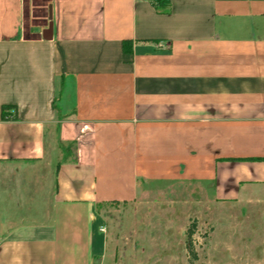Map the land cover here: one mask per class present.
<instances>
[{
    "label": "crops",
    "instance_id": "0c3cea01",
    "mask_svg": "<svg viewBox=\"0 0 264 264\" xmlns=\"http://www.w3.org/2000/svg\"><path fill=\"white\" fill-rule=\"evenodd\" d=\"M35 8L0 0V264L102 263L148 181L264 185V0Z\"/></svg>",
    "mask_w": 264,
    "mask_h": 264
},
{
    "label": "rangeland",
    "instance_id": "374dc122",
    "mask_svg": "<svg viewBox=\"0 0 264 264\" xmlns=\"http://www.w3.org/2000/svg\"><path fill=\"white\" fill-rule=\"evenodd\" d=\"M40 1L27 0L29 18ZM98 210L108 245L96 264H264V185L221 202L202 180L148 181Z\"/></svg>",
    "mask_w": 264,
    "mask_h": 264
},
{
    "label": "trees",
    "instance_id": "16d2710c",
    "mask_svg": "<svg viewBox=\"0 0 264 264\" xmlns=\"http://www.w3.org/2000/svg\"><path fill=\"white\" fill-rule=\"evenodd\" d=\"M7 109H8V106H3V108H2V116L4 119L10 118V115H8V113H7Z\"/></svg>",
    "mask_w": 264,
    "mask_h": 264
},
{
    "label": "water",
    "instance_id": "95a60500",
    "mask_svg": "<svg viewBox=\"0 0 264 264\" xmlns=\"http://www.w3.org/2000/svg\"><path fill=\"white\" fill-rule=\"evenodd\" d=\"M51 31H52V24H50V26H49L48 29H46L45 34H44V37L45 38H48V34L47 33H51Z\"/></svg>",
    "mask_w": 264,
    "mask_h": 264
},
{
    "label": "built area",
    "instance_id": "2783aa9c",
    "mask_svg": "<svg viewBox=\"0 0 264 264\" xmlns=\"http://www.w3.org/2000/svg\"><path fill=\"white\" fill-rule=\"evenodd\" d=\"M103 230H105V228H103Z\"/></svg>",
    "mask_w": 264,
    "mask_h": 264
}]
</instances>
